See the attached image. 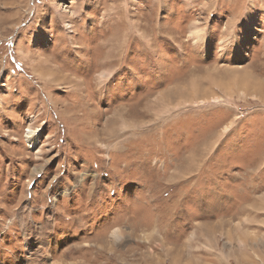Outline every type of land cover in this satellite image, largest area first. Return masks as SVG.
Segmentation results:
<instances>
[{
  "label": "rangeland",
  "instance_id": "374dc122",
  "mask_svg": "<svg viewBox=\"0 0 264 264\" xmlns=\"http://www.w3.org/2000/svg\"><path fill=\"white\" fill-rule=\"evenodd\" d=\"M0 264H264V0H0Z\"/></svg>",
  "mask_w": 264,
  "mask_h": 264
},
{
  "label": "bare ground",
  "instance_id": "6f19581e",
  "mask_svg": "<svg viewBox=\"0 0 264 264\" xmlns=\"http://www.w3.org/2000/svg\"><path fill=\"white\" fill-rule=\"evenodd\" d=\"M103 74L100 75V77H102ZM216 101H220L219 99H217ZM229 125H226L224 128H223V131H226L227 128H228ZM37 133V130L33 131L31 130L30 128H28L27 132H26V139H27V142L28 144H32V139H33V136ZM36 173H38L40 171L39 168H36L35 169ZM111 236H112V241H116L118 240L120 237H121V233H120V230L119 229H114L111 233ZM28 249V248H27Z\"/></svg>",
  "mask_w": 264,
  "mask_h": 264
}]
</instances>
